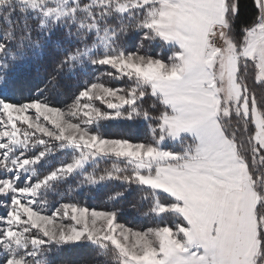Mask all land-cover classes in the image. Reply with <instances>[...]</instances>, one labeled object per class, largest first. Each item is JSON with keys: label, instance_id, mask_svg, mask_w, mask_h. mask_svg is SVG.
I'll use <instances>...</instances> for the list:
<instances>
[{"label": "snow or ice", "instance_id": "snow-or-ice-1", "mask_svg": "<svg viewBox=\"0 0 264 264\" xmlns=\"http://www.w3.org/2000/svg\"><path fill=\"white\" fill-rule=\"evenodd\" d=\"M0 264H264V0H0Z\"/></svg>", "mask_w": 264, "mask_h": 264}, {"label": "trees", "instance_id": "trees-1", "mask_svg": "<svg viewBox=\"0 0 264 264\" xmlns=\"http://www.w3.org/2000/svg\"><path fill=\"white\" fill-rule=\"evenodd\" d=\"M243 2L247 5H251L252 0H243ZM21 75L23 74V69L19 70ZM109 132H116L119 131V129L116 128H109L108 129ZM133 135H138L140 137L146 136L147 135V127L146 125H141L139 127H133L129 130ZM81 199H86L88 201V203L91 206H102V202L105 199V195L103 192H99V193H93L91 198H89L88 194L85 193L84 195H82ZM144 209L143 208H137L135 210H128L125 213V217L123 222L125 223H130L131 225H134V222H136V218L137 217V213H143ZM136 220V221H135ZM84 253L81 250H67L65 252V256L66 257H77V256H83Z\"/></svg>", "mask_w": 264, "mask_h": 264}, {"label": "rangeland", "instance_id": "rangeland-1", "mask_svg": "<svg viewBox=\"0 0 264 264\" xmlns=\"http://www.w3.org/2000/svg\"><path fill=\"white\" fill-rule=\"evenodd\" d=\"M136 218V222H134V225H131L130 223H127L129 224L130 226H143V225H146L149 223V221L147 220V218H145L142 213H137V217Z\"/></svg>", "mask_w": 264, "mask_h": 264}]
</instances>
